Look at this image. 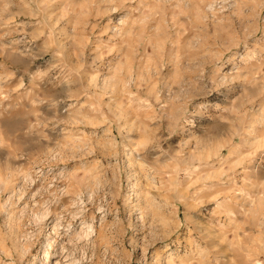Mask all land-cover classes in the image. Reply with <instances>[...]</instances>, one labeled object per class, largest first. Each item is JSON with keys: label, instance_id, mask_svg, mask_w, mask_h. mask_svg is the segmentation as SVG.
<instances>
[{"label": "rangeland", "instance_id": "obj_1", "mask_svg": "<svg viewBox=\"0 0 264 264\" xmlns=\"http://www.w3.org/2000/svg\"><path fill=\"white\" fill-rule=\"evenodd\" d=\"M55 221L73 264H264V0H0V264Z\"/></svg>", "mask_w": 264, "mask_h": 264}, {"label": "bare ground", "instance_id": "obj_2", "mask_svg": "<svg viewBox=\"0 0 264 264\" xmlns=\"http://www.w3.org/2000/svg\"><path fill=\"white\" fill-rule=\"evenodd\" d=\"M208 8H211V6L210 7H208ZM44 190V189H43ZM19 201H20V199H19ZM18 202V201H17ZM28 205V204H27ZM24 206V205H23ZM22 206V207H23ZM73 206V205H72ZM25 207L26 206H24V209H25ZM78 207V206H77ZM76 207V208H77ZM73 208V207H72ZM23 209V208H22ZM79 209H81L80 207H79ZM45 211V210H44ZM80 211H82V210H80ZM80 211H79V213H80ZM73 212V211H72ZM78 212V211H77ZM76 212V213H77ZM75 213V212H74ZM73 213V214H74ZM46 214V213H45ZM42 215V214H41ZM40 215V216H41ZM46 216V215H45ZM44 216V217H45ZM75 217H77L78 218V216H75ZM70 218H73V217H70ZM81 218V217H80ZM79 218V219H80ZM41 219L42 220H44L43 218H42V216H41ZM49 219V218H48ZM74 219V218H73ZM59 220V219H58ZM41 221V220H40ZM60 221V220H59ZM81 221V220H80ZM38 222H39V220H38ZM43 222V221H42ZM70 225V224H69ZM80 228H79V231H78V234L76 235V236H78V237H76L74 240L76 241V244H80V243H86L87 241H89L90 239H92V234L90 235V233H91V229L89 228V225H87V223L85 224V222H80ZM67 226V225H66ZM91 226V225H90ZM61 223L60 222H58V221H55V222H53V223H51V225H50V227H49V233H48V235L47 236H50V237H52V240H47L46 241V248L45 249H47V250H44L43 252H42V254H43V256H44V258H48V253H49V250H54V248H55V255H54V261H53V263L52 264H73V263H75L73 260H72V255L70 254V248H68V247H66L64 244L65 243H63V240H65L64 239V235L66 236H69V234L70 233H63V234H61V233H59L58 231L61 229ZM66 229V228H65ZM64 231V230H63ZM92 232H93V230H92ZM61 234V235H60ZM58 236H62V237H60L59 238V241H57L56 239L58 238ZM72 242H73V240H72ZM68 243H69V241H68ZM66 244H67V242H66ZM69 247H71L72 248V246H75V244H73V243H69ZM76 248V247H75ZM78 249V248H77ZM75 250V249H74ZM68 251V252H67ZM82 254V253H81ZM74 257V256H73ZM74 259H76V258H74Z\"/></svg>", "mask_w": 264, "mask_h": 264}]
</instances>
